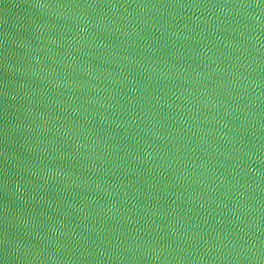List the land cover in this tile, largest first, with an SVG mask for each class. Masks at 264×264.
Listing matches in <instances>:
<instances>
[{
	"label": "water",
	"instance_id": "95a60500",
	"mask_svg": "<svg viewBox=\"0 0 264 264\" xmlns=\"http://www.w3.org/2000/svg\"><path fill=\"white\" fill-rule=\"evenodd\" d=\"M0 264H264V0H0Z\"/></svg>",
	"mask_w": 264,
	"mask_h": 264
}]
</instances>
